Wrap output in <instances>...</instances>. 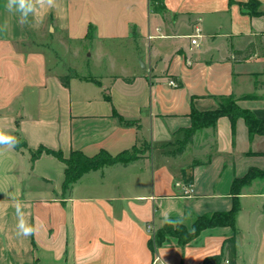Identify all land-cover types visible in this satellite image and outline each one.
I'll return each mask as SVG.
<instances>
[{
  "label": "crops",
  "instance_id": "obj_1",
  "mask_svg": "<svg viewBox=\"0 0 264 264\" xmlns=\"http://www.w3.org/2000/svg\"><path fill=\"white\" fill-rule=\"evenodd\" d=\"M248 1L45 0L22 23L0 0V132L27 144L17 151L0 143V264H226L228 227L207 229L184 249L168 238L153 254L149 243L166 218L192 230L196 216L230 210L234 179L252 168L264 171V135H251L244 120L234 132L228 117L200 129L180 157L163 152L158 162L147 155L127 167L91 172L66 196V164L47 153L33 161L30 150L45 147L65 158L73 150L117 155L141 144L155 151L182 141L192 109L215 110L221 96H235L264 120V87H256L264 83V0H257L259 15L243 7ZM197 27L201 37L193 45ZM105 40L130 48L120 60L90 52L94 75L62 67L52 45L68 52L73 41ZM251 44L257 53L234 59ZM193 148L208 158L185 162ZM182 160L185 168L174 169ZM108 169L120 175L135 169L133 183L122 176L112 182ZM246 199L263 218L264 177L243 189L240 203ZM22 223L33 229L29 235ZM238 232L242 264L240 245L250 236L243 234L240 244ZM258 242L264 248V229ZM220 255L223 260L215 258ZM258 259L264 264V254Z\"/></svg>",
  "mask_w": 264,
  "mask_h": 264
},
{
  "label": "trees",
  "instance_id": "obj_2",
  "mask_svg": "<svg viewBox=\"0 0 264 264\" xmlns=\"http://www.w3.org/2000/svg\"><path fill=\"white\" fill-rule=\"evenodd\" d=\"M234 1V0H232ZM243 7L253 15L260 14V3L257 0H249L242 4ZM257 53V46L255 44L249 45L243 51H235V60H246ZM95 83L98 81L94 78L90 79ZM61 81L65 86L69 85V77H61ZM127 83H131V79H125ZM256 87H264V83H257ZM109 98V97H108ZM219 107L210 111H199L192 109L190 114L192 124L189 128L184 130V138L182 139L178 148L172 153H165V155H172L173 157L182 156L189 144L194 140L197 131L206 127H215L218 119L221 117H228L232 123L233 132L236 129L237 122L242 119L245 121L251 135H264V120L259 119L251 110L243 109L238 105L235 96H221L217 98ZM117 117V116H116ZM125 126L134 125V122L127 121L121 116L117 117ZM14 149L17 151L27 149V144L19 140L15 143L10 141ZM5 144V143H2ZM169 145V144H168ZM31 156L33 161H36L43 153L54 155L66 164L65 180L63 184V193L66 196L71 193L75 184H77L85 175L91 172L103 170L106 167L124 166L139 161L142 157L138 155V146L132 149L120 152L117 155H112L106 150H101L94 156H87L80 150H73L68 158H65L61 151H56L41 147L37 151H32ZM264 177V171L252 168L243 177L235 178L231 185V196L233 205L230 210L224 212H215L204 215H198L194 218L192 230H189L184 224L178 223L177 228L174 229L169 223L164 224L156 234V238L150 240V248L155 254L156 248L164 245L168 238H175L181 248L193 243L203 231L217 227H228L232 234L228 236L223 245V252L229 264H237V216L241 211L240 196L243 189L250 185L255 179ZM223 256H215V258H222Z\"/></svg>",
  "mask_w": 264,
  "mask_h": 264
},
{
  "label": "rangeland",
  "instance_id": "obj_3",
  "mask_svg": "<svg viewBox=\"0 0 264 264\" xmlns=\"http://www.w3.org/2000/svg\"><path fill=\"white\" fill-rule=\"evenodd\" d=\"M261 12V10H259ZM54 49L58 52V55L61 57V66L63 67H69L73 68L75 72H77L80 75H94L93 71L95 70V64L94 59L88 58L90 52H93L94 55L98 50L105 52L108 54H112L113 58H117V60L122 59V56L125 55L128 52V49L130 48L128 42L126 41H119V40H109V41H102V42H94V41H73L70 42V48L67 52L66 49L59 45L58 42L52 43ZM77 54V56H76ZM261 55H264V47L260 51ZM181 143V140H173L169 145L159 147L154 151V148L150 144H141L138 146V155H140L142 158H144L147 155H152L153 159L157 158V162L161 159V154L163 152H171L179 147ZM203 155V156H202ZM208 155V154H207ZM202 156V157H201ZM209 158L215 159L216 154L210 153ZM208 157L206 154L201 153L197 148L191 149L188 153L185 155V162H191L193 159L198 160H205ZM183 160L181 161L180 165H175L174 169L180 170L185 168V166H181L183 163ZM135 169H132L127 174L122 173L120 175L119 172H114V169H108L107 172V178L110 179L112 182L114 180H117L122 176L121 178H126L128 180L129 184L133 183V177ZM188 172V169H184ZM109 173V174H108ZM124 174V175H123ZM94 180H98V175H95ZM150 178L148 176L144 177V183L146 184L144 186V190H146L149 187ZM264 200V199H262ZM264 204V202H263ZM263 204L259 207L261 210L263 209ZM241 208H245L244 210L241 209L237 216V230H241L242 234L239 235L238 240L240 241V238L243 234H247L250 236V243L248 241H245V243L241 244L240 241V250H239V257L242 264H256L260 263L261 261L258 259L260 254H264V248L260 247V244L258 241H260L261 232L262 229H264V217H259L257 213V206L250 202L249 199L244 200V203H241ZM244 205V206H243ZM166 224V220L160 222L159 226L156 228L154 232V239L156 238L157 231ZM173 226L172 224H170ZM174 229L177 228V226H173ZM238 237V236H237ZM256 240H252L253 238H256ZM152 254V253H151ZM153 255H151V258ZM214 257H209L208 260H212ZM255 259V262L253 260ZM152 260V259H151ZM223 260V258H222Z\"/></svg>",
  "mask_w": 264,
  "mask_h": 264
},
{
  "label": "clouds",
  "instance_id": "obj_4",
  "mask_svg": "<svg viewBox=\"0 0 264 264\" xmlns=\"http://www.w3.org/2000/svg\"><path fill=\"white\" fill-rule=\"evenodd\" d=\"M48 2L50 3L51 0H48ZM37 3L46 4L45 0H2L3 7H5L8 12L19 13L22 23H26L29 15L35 12ZM4 27H6V25ZM10 141L15 143V138L6 136L0 132V143H8ZM166 223L177 226L180 222L166 218ZM21 227L24 235H29L33 231L31 228L23 226V223Z\"/></svg>",
  "mask_w": 264,
  "mask_h": 264
},
{
  "label": "built area",
  "instance_id": "obj_5",
  "mask_svg": "<svg viewBox=\"0 0 264 264\" xmlns=\"http://www.w3.org/2000/svg\"><path fill=\"white\" fill-rule=\"evenodd\" d=\"M201 32H202V30L199 27L195 28V32L192 35V44L193 45H198V40L201 37ZM149 38L152 39V37H149ZM170 85L173 86V87H177V84L175 82H171ZM185 193L188 194V195L192 194L193 193V186L192 185H188L185 188ZM149 232H151V231L149 230ZM158 263H159L158 259L155 260V264H158ZM226 264H229L228 260L226 261Z\"/></svg>",
  "mask_w": 264,
  "mask_h": 264
}]
</instances>
